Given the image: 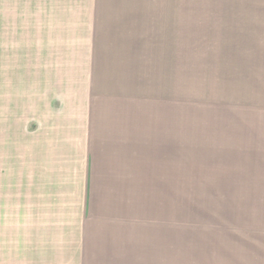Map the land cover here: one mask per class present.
<instances>
[{
  "label": "crops",
  "instance_id": "crops-1",
  "mask_svg": "<svg viewBox=\"0 0 264 264\" xmlns=\"http://www.w3.org/2000/svg\"><path fill=\"white\" fill-rule=\"evenodd\" d=\"M47 2L0 0V264H125L152 227L144 196L176 194L175 91L153 115L145 90L99 89L94 57L67 72L65 0Z\"/></svg>",
  "mask_w": 264,
  "mask_h": 264
},
{
  "label": "rangeland",
  "instance_id": "rangeland-1",
  "mask_svg": "<svg viewBox=\"0 0 264 264\" xmlns=\"http://www.w3.org/2000/svg\"><path fill=\"white\" fill-rule=\"evenodd\" d=\"M44 1L63 11L62 3ZM97 6L98 19L89 20L95 2L65 0L67 72L79 69L69 64L94 57L99 89L145 90L160 103L153 115L175 91L176 194L144 196L152 227L140 231L122 261L264 264V57L249 55V41L264 38V0H99ZM253 17L256 36L249 32ZM239 19L245 31H237ZM94 36L96 50H85ZM132 69L145 72L139 83L128 80Z\"/></svg>",
  "mask_w": 264,
  "mask_h": 264
}]
</instances>
